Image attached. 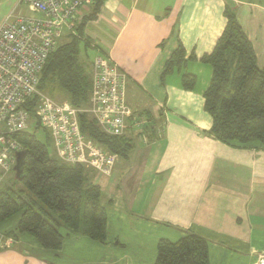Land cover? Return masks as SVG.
<instances>
[{"label":"crops","instance_id":"obj_1","mask_svg":"<svg viewBox=\"0 0 264 264\" xmlns=\"http://www.w3.org/2000/svg\"><path fill=\"white\" fill-rule=\"evenodd\" d=\"M18 5L0 0V23ZM226 7L263 67L264 0L103 1L82 42L127 75L125 103L133 111L123 134L127 155L95 181L107 215L105 243L61 228L60 248L46 249L18 233L19 217H10L0 224L13 238L0 250V264H154L159 239L176 241L188 231L207 240L209 264L257 263L264 253V146L208 133L210 65L185 60L161 76L179 46L186 57L211 52ZM184 73L195 77L191 90L183 88Z\"/></svg>","mask_w":264,"mask_h":264},{"label":"trees","instance_id":"obj_2","mask_svg":"<svg viewBox=\"0 0 264 264\" xmlns=\"http://www.w3.org/2000/svg\"><path fill=\"white\" fill-rule=\"evenodd\" d=\"M103 1L93 0L69 26L62 28L73 32L69 31L64 40L61 30L36 87L53 100L66 101L79 109L77 120L81 133L103 149L123 157L128 150L124 135L104 134L91 114L84 110L90 106L94 58L108 57L97 53L89 60L88 44L82 42L81 35L87 21L96 18ZM31 12L37 15H23L42 17L40 12ZM11 13L17 14L15 10ZM224 15L226 24L211 52L200 58L186 57L179 46L165 62L161 76L170 74L173 67L179 68L185 60L210 65L212 76L203 94L204 111L212 120L208 133L224 143L264 146V66L257 65L253 46L234 11L226 7ZM181 80L185 90L193 88L194 76L184 73ZM34 106V100L27 104L32 116H35ZM35 127L42 128L38 123ZM43 130L44 142L29 131L15 134L25 155L19 183L26 193L0 186V224L19 212L16 231L32 235L50 250L60 248L64 237L61 228L105 243L107 215L100 203L101 186L94 181L99 174L81 164L64 163L56 155L51 157L47 145L52 140L49 132ZM154 264H209L207 240L191 231L176 241L161 238L156 245Z\"/></svg>","mask_w":264,"mask_h":264},{"label":"built area","instance_id":"obj_3","mask_svg":"<svg viewBox=\"0 0 264 264\" xmlns=\"http://www.w3.org/2000/svg\"><path fill=\"white\" fill-rule=\"evenodd\" d=\"M93 0H18L42 17L8 14L0 23V186L16 163L22 147L15 134L37 123L50 134L56 157L110 176L118 155L103 149L80 131L79 109L55 101L36 87L40 72L64 26ZM127 75L108 58H94L90 106L86 110L99 129L122 136L132 110L125 103ZM34 100V114L27 109ZM26 104V105H25ZM34 122V123H33ZM13 238L0 231V250ZM256 264H264V253Z\"/></svg>","mask_w":264,"mask_h":264},{"label":"rangeland","instance_id":"obj_4","mask_svg":"<svg viewBox=\"0 0 264 264\" xmlns=\"http://www.w3.org/2000/svg\"><path fill=\"white\" fill-rule=\"evenodd\" d=\"M15 11H16V13H20V14H31V12L29 11V9L27 8V6L24 3L18 5V7ZM35 15H37V14H35ZM69 31H72V30L63 29L61 38H64V40H66L68 38V36H67L68 33H70ZM87 54H88L89 60H91L92 56L94 55V52H93V50L88 49ZM28 131L31 133H34L40 141H42V142L46 141L45 132L42 128L34 127V124H31L30 127L28 128ZM47 146H48L49 155L51 157H54L55 153L53 150L52 143L49 142ZM117 160H119V157ZM97 176L101 177L100 175H95L94 181H96L97 179H100ZM1 187H2V189H7L8 187H12L14 190H23L26 193L25 188L19 183V180L15 177V172L13 169L4 178V180L1 184ZM18 217H19V212L17 214L13 215L7 222H9L10 220H16V219H18Z\"/></svg>","mask_w":264,"mask_h":264},{"label":"water","instance_id":"obj_5","mask_svg":"<svg viewBox=\"0 0 264 264\" xmlns=\"http://www.w3.org/2000/svg\"><path fill=\"white\" fill-rule=\"evenodd\" d=\"M24 152L23 151H19L16 153V163L13 167V170L15 172V177L18 180H21V176H22V167H23V163H24Z\"/></svg>","mask_w":264,"mask_h":264}]
</instances>
